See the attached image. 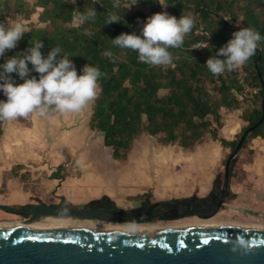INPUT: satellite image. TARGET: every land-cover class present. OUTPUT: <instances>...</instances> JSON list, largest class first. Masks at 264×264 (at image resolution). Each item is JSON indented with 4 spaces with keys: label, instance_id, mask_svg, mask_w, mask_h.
Masks as SVG:
<instances>
[{
    "label": "trees",
    "instance_id": "16d2710c",
    "mask_svg": "<svg viewBox=\"0 0 264 264\" xmlns=\"http://www.w3.org/2000/svg\"><path fill=\"white\" fill-rule=\"evenodd\" d=\"M129 2L0 0V22L28 19L35 7H40L38 21L42 23L32 24L5 56L40 39L44 45L42 54L59 45L61 54L70 55L78 72L86 63L97 66L102 75L98 78L99 92L92 101L88 127L102 135L113 159H125L141 134L156 138L162 145L177 143L182 148L193 147L208 135L233 149L238 138L226 139L219 131L222 111L241 110L240 118L246 122L241 135L247 126L258 121L264 109V0H163L167 3L163 7L158 0H137L153 13L166 11L177 17L188 14L194 17L193 28L185 35L183 44L169 47L172 62L166 65L144 63L136 51L112 43L111 38L121 32L138 33L139 24L146 17L134 4L125 8ZM93 7L95 18L79 26L72 23L77 10L86 13ZM113 14L122 17L121 21L105 23ZM237 20L239 24L235 23ZM242 26L261 35L254 54L240 66L242 79L237 68L212 74L205 60ZM202 41L208 46L194 47ZM105 50L112 52L111 58L104 54ZM0 98H4L2 93ZM56 112L49 110L46 114ZM3 121L0 120V135ZM247 136L264 137V119ZM59 168L52 172V177L61 178Z\"/></svg>",
    "mask_w": 264,
    "mask_h": 264
},
{
    "label": "rangeland",
    "instance_id": "374dc122",
    "mask_svg": "<svg viewBox=\"0 0 264 264\" xmlns=\"http://www.w3.org/2000/svg\"><path fill=\"white\" fill-rule=\"evenodd\" d=\"M133 7L143 10L146 17L153 13L141 3ZM39 11L40 7H35L28 19L19 21L28 29L32 24L42 25L38 21ZM92 101L75 113L42 116L30 113L5 120L12 126L0 136V191L15 194L21 202L13 205L0 198V203L25 207L30 203L61 201L70 207L111 206L134 210L160 199L218 195L231 146L224 147L207 135L195 146L182 148L177 143L162 145L156 138L141 134L133 141L125 159H113L102 135L88 127ZM240 114V109L222 111L219 131L226 139L239 138L246 125ZM70 160L79 167L77 175L62 171V163ZM59 166L61 178H53L51 174ZM261 183H264V137L247 136L231 159L227 196L216 220H228L235 206L241 205L236 202L242 194L240 189L264 185ZM4 215L18 217L0 209V219ZM238 218L233 214L230 220L242 223ZM253 218V222L264 223V216ZM177 221L186 220L154 219L124 224L167 226Z\"/></svg>",
    "mask_w": 264,
    "mask_h": 264
},
{
    "label": "water",
    "instance_id": "95a60500",
    "mask_svg": "<svg viewBox=\"0 0 264 264\" xmlns=\"http://www.w3.org/2000/svg\"><path fill=\"white\" fill-rule=\"evenodd\" d=\"M258 58V57H257ZM264 89V83L262 82ZM264 119L247 126L224 162L217 201L200 214L190 198L160 199L144 209L125 213L109 207H70L65 202L30 203L19 208L0 203V209L30 215L28 221L0 225V264H264V228L251 224H193L149 231L105 228L39 227V215H75L110 223L140 222L139 214L158 205L191 204L202 217L222 204L229 183L230 161L246 135Z\"/></svg>",
    "mask_w": 264,
    "mask_h": 264
},
{
    "label": "clouds",
    "instance_id": "9594fccd",
    "mask_svg": "<svg viewBox=\"0 0 264 264\" xmlns=\"http://www.w3.org/2000/svg\"><path fill=\"white\" fill-rule=\"evenodd\" d=\"M72 2L75 3V0ZM136 2L137 0H130L125 8ZM158 2L162 7L167 4L163 0ZM95 16L94 7L86 13L77 10L73 23L79 26ZM121 19L122 17L113 14L105 23L118 22ZM194 23L191 14L177 17L166 11L154 12L140 22L139 34L135 31L121 32L111 38V41L120 48L136 51L138 59L144 63L166 65L172 62L169 47L181 46ZM26 31H29L28 28L19 20L10 24L0 22V93L4 97L0 98V120H14L30 113L42 116L49 110L60 113L79 112L98 95V78L102 75L100 69L86 63L78 72L73 61L69 59L70 55L61 54L59 45L52 46L46 54H42L44 45L40 39L33 40L20 52L5 56L6 51L13 49ZM260 40L261 35L255 29L238 27L204 64L214 75L233 70L248 61ZM207 46L202 41L194 47ZM104 54L112 57L110 50H105ZM32 72L36 75H31Z\"/></svg>",
    "mask_w": 264,
    "mask_h": 264
},
{
    "label": "flooded vegetation",
    "instance_id": "af4514ba",
    "mask_svg": "<svg viewBox=\"0 0 264 264\" xmlns=\"http://www.w3.org/2000/svg\"><path fill=\"white\" fill-rule=\"evenodd\" d=\"M227 196V193L225 194V197L226 198ZM213 196H202V197H181V198H190L196 205V207L198 208L200 214H207L212 208L213 206L215 205L216 201H217V196L213 197ZM170 199H175V198H170ZM153 202V201H152ZM149 203L151 202H146L144 203L143 205H141V207H138L134 210H121V209H118L116 207H109V208H114L118 211H121V212H125V213H134L138 210H142L144 209ZM223 203H224V199H223V202L222 204L218 207V209L210 216L208 217H202V216H199L195 210V208L189 204V203H183V202H180V203H175V204H169V205H158V206H155L153 207L152 209L146 211L145 213H142V214H139L137 216L138 219H145V221H140V222H132V223H136V224H141V223H147V222H151L153 221L154 219H157V220H163V221H173V220H178V219H185L186 221H180V222H186V223H199V222H202L204 224H238V222H234L233 220H230L233 216V214H236V212L234 213H231L228 215V220H219L216 218L218 216H220L221 214V210L223 209ZM19 208H22L20 206H17ZM4 212L6 214H10V215H17L18 217L15 218V217H10V216H7V215H4V217L2 219H0V222H12V223H17V222H25V221H28V219L30 218V215H18V214H14V213H11V212H8V211H5ZM247 214L251 215V216H264L263 214L253 210V209H248V211H245ZM244 213V212H243ZM93 220V219H91ZM179 222V221H177ZM177 222H174V223H177ZM126 222H123V223H118L119 225L123 224ZM174 223H170L171 225L174 224ZM242 224V223H240ZM243 224H261V225H264V223L262 222H252V223H243ZM127 225V224H126ZM132 224H128V226H130ZM152 225V224H150ZM160 225V224H158ZM136 226H145V225H136ZM163 226V225H162ZM166 226V225H164Z\"/></svg>",
    "mask_w": 264,
    "mask_h": 264
},
{
    "label": "bare ground",
    "instance_id": "6f19581e",
    "mask_svg": "<svg viewBox=\"0 0 264 264\" xmlns=\"http://www.w3.org/2000/svg\"><path fill=\"white\" fill-rule=\"evenodd\" d=\"M15 223L12 222H0V225H12ZM35 226H43V227H65V228H105V229H119L124 231H149L152 232L162 227H179V226H187L193 224H204L202 222L199 223H186V222H177L172 225L162 226V225H145V226H136V225H126L118 223H110L102 220H91L86 218H80L75 215H63V216H52V215H39L36 217L33 223ZM233 224V223H231ZM240 224V223H239ZM256 227L264 228V225L261 224H251Z\"/></svg>",
    "mask_w": 264,
    "mask_h": 264
},
{
    "label": "crops",
    "instance_id": "0c3cea01",
    "mask_svg": "<svg viewBox=\"0 0 264 264\" xmlns=\"http://www.w3.org/2000/svg\"><path fill=\"white\" fill-rule=\"evenodd\" d=\"M11 126H12L11 123L9 124L4 120L3 125H2L1 135H3V133L6 130L10 129L9 127ZM53 178H57V177H53ZM261 184H264V183H261ZM240 191H242V194H240L241 196L237 198L236 202H238L239 204L241 203V205L235 206V209L232 211L236 212V214L239 217L238 219L243 221L242 223H252L255 219L253 218V216L247 214L245 211H248L246 209L255 210L254 209L255 207L256 208L255 211L264 215V185H259L257 187H251L248 189H240ZM0 198L4 201H7L6 203H10V202L13 203V205L14 204L19 205L21 202L20 197H17L15 194H8L7 192L0 191Z\"/></svg>",
    "mask_w": 264,
    "mask_h": 264
},
{
    "label": "built area",
    "instance_id": "2783aa9c",
    "mask_svg": "<svg viewBox=\"0 0 264 264\" xmlns=\"http://www.w3.org/2000/svg\"><path fill=\"white\" fill-rule=\"evenodd\" d=\"M237 71H238V77L240 79H242V76H243V71L241 69V67H237ZM248 91H255L254 88H247ZM62 171L63 172H66V173H70L71 175H77L78 174V170H79V167L77 165L76 162L74 161H65L62 163Z\"/></svg>",
    "mask_w": 264,
    "mask_h": 264
}]
</instances>
